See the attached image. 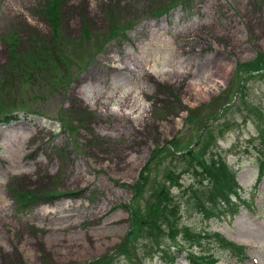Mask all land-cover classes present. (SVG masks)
<instances>
[{
	"label": "rangeland",
	"instance_id": "374dc122",
	"mask_svg": "<svg viewBox=\"0 0 264 264\" xmlns=\"http://www.w3.org/2000/svg\"><path fill=\"white\" fill-rule=\"evenodd\" d=\"M52 1L0 0V106L10 113L0 121V264H166L177 249L174 264H264V69L252 70L264 52V0H57L55 29ZM54 30L67 52L61 82H25L9 44L26 51L31 34L41 45ZM166 59L160 80L141 67L163 69ZM132 88L138 103L122 107ZM103 92L104 107L94 103ZM171 140L181 150L173 155ZM206 142L203 164L221 162L219 181L236 180L235 211L210 219L198 203L213 178L177 159ZM147 175L145 196L164 183L177 228L163 225L158 245L123 248L143 204L130 186ZM18 192L35 198L17 204Z\"/></svg>",
	"mask_w": 264,
	"mask_h": 264
},
{
	"label": "trees",
	"instance_id": "16d2710c",
	"mask_svg": "<svg viewBox=\"0 0 264 264\" xmlns=\"http://www.w3.org/2000/svg\"><path fill=\"white\" fill-rule=\"evenodd\" d=\"M57 5L59 2L54 0L51 4L46 6L45 15L50 24L56 28L57 23H59V15L60 9L58 12ZM40 11V10H39ZM55 34H53L51 40L46 42H42L41 45L37 44V38H42L40 34L33 33L31 34V45L27 46V50L19 52L15 47L17 39L9 44V53H10V62L13 66V62L16 63V75L20 78H24L25 82L30 81L34 76H41L42 79L46 80H56L57 82H61V70L63 62V56H67V52L63 49L62 45L63 40L61 36L58 34L60 31L54 30ZM65 47V44L63 45ZM255 67L252 70H259L261 68L264 69V52L260 53L255 59ZM250 72V71H249ZM5 82L3 85L0 84V88L4 89ZM243 95L245 93V89L242 87ZM1 95H0V105H1ZM7 107V104H4ZM0 110L4 111L3 115L0 116V121L6 120L9 116V113L6 108L0 106ZM215 115V114H213ZM204 122L200 125V130L198 137L194 141V146L199 145L200 137L203 132L209 129L210 119L202 120ZM264 140V138H262ZM212 145V142H206L205 145L201 146L199 149L190 148L182 150L181 154L178 155L177 159H182L187 167L192 164L193 160H196V164H201L204 166L205 177L214 181V187L208 190L211 191L209 193L200 192L203 197H206L205 202L200 201L198 203L201 210L205 213L206 218L215 217L219 212H222L227 209L225 213L229 214L236 208L235 204L231 201V195L235 190L233 186L235 183V179H228L226 182H220L217 178L215 171L217 167L223 163H216L213 161L210 165L203 164V157L205 151ZM166 151L170 152V154H174L175 152H180L181 150L173 143L171 140L168 144H166ZM164 150V148H163ZM264 173V159L260 161L259 165V175L262 176ZM142 174H146V169L142 171ZM231 177V175H230ZM149 175L143 177L142 181H137L135 184L130 187L133 190V199L142 200L143 204L140 201H137L136 206H133V210L131 212L132 222L129 231V239L127 242L123 243V248L130 244L129 249L134 250V246L138 247L137 243L139 240L151 239L155 240L159 234L164 233L163 225L169 227V232H172L177 228L176 225H173L171 220V215L173 214L172 209L168 208L167 201L170 199L168 190H166V186L163 183L162 188L160 190H153L147 196H145V185L148 182ZM147 181V182H146ZM213 184V183H212ZM197 196V195H196ZM35 198L34 194L30 193H21L18 192L15 194V201L25 205L31 202ZM167 206H166V205ZM223 213V212H222ZM161 220H158V218ZM216 235L219 236L218 233ZM222 246L230 247L233 251L238 250V253H242V249L238 248L235 244L230 241L225 240L220 237ZM158 241L156 239V245H158ZM136 247V248H137ZM163 251H167L168 247L162 246ZM180 249H177L176 254L166 253L167 262L174 263L175 259L179 255ZM122 254L128 255V250H123ZM132 256H136L134 252L130 253ZM126 259H131L128 256H124Z\"/></svg>",
	"mask_w": 264,
	"mask_h": 264
},
{
	"label": "bare ground",
	"instance_id": "6f19581e",
	"mask_svg": "<svg viewBox=\"0 0 264 264\" xmlns=\"http://www.w3.org/2000/svg\"><path fill=\"white\" fill-rule=\"evenodd\" d=\"M198 29H199L198 26H196L195 28H193V29L190 30V32H189V36H191L192 39L194 38V36H196ZM144 62H145V63H144L143 65H141V67L144 68V71H147L148 74H149L150 76H152V77H153L154 79H156V80H160V79H162L161 76H160V73H161V74H167V72L164 71V70L166 69L165 67L169 66L171 63H172V65H173V62L171 61V59H170V60H169V59H166V60H164V64H165V66L163 67V69H159V70L155 69V70H150V71H149V69L146 68V64H147L148 62H147V61H144ZM130 68H131V70L138 69V68L135 67V66H132V67H130ZM139 68H140V67H139ZM179 69H182V70H183L184 68H183L182 65L178 64L176 70L179 71ZM167 71H168V70H167ZM132 92H133V88H132L131 92H128L127 97L122 101V107H126V108H128V107H130V106L132 107L133 105H135V104L138 103L136 100H134V101L131 100V98H132L131 93H132ZM105 94H106V92H103V95L98 96V95H96V94L94 93V103H95V104H96V103H100L101 106L104 107L106 101H103L102 99H107V98L110 97V96H108V95L106 96ZM133 112L135 113L136 110H134ZM137 118L141 119L140 114H139V116H138Z\"/></svg>",
	"mask_w": 264,
	"mask_h": 264
}]
</instances>
